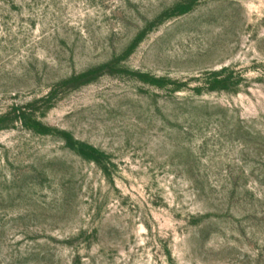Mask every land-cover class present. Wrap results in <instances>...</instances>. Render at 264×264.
Listing matches in <instances>:
<instances>
[{
	"label": "rangeland",
	"instance_id": "1",
	"mask_svg": "<svg viewBox=\"0 0 264 264\" xmlns=\"http://www.w3.org/2000/svg\"><path fill=\"white\" fill-rule=\"evenodd\" d=\"M0 264H264V0H0Z\"/></svg>",
	"mask_w": 264,
	"mask_h": 264
}]
</instances>
